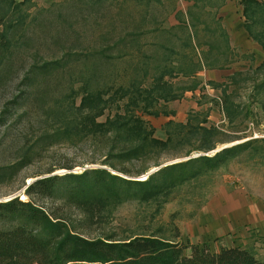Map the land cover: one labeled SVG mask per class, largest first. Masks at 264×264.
<instances>
[{
    "label": "trees",
    "instance_id": "obj_1",
    "mask_svg": "<svg viewBox=\"0 0 264 264\" xmlns=\"http://www.w3.org/2000/svg\"><path fill=\"white\" fill-rule=\"evenodd\" d=\"M29 1L0 0V68L11 62L16 47L28 42V33L36 19L30 20V12L25 8ZM241 4L244 28L264 50V1L241 0ZM175 15L182 17L183 13L177 10ZM220 19L218 16L216 21L226 51L220 52L215 44L209 43L208 50L191 56L190 67L159 66V63L152 76L135 77L127 85L94 87L85 82L78 89L70 87L54 102H45L50 89L36 88L33 82L29 83V87L35 86L31 91L26 90L15 98L14 104L3 108L0 122L5 125L15 113L17 118H23L26 110L18 111L26 105H44V116L53 121L54 128L39 134L33 143L25 141L13 161L0 165L1 183L13 179L37 154L58 140L92 137L105 143L107 150L102 162L105 166L75 172L71 164L51 165L34 175L36 179L25 189L27 198L17 195L0 201V264H264V258L253 247L236 244L213 251L206 243L183 242L179 240L177 227L174 237L179 239L165 236L163 226L108 228L115 209L128 201L153 203L158 213L176 190L211 178L243 153L264 162V136L217 148L221 143L247 137L231 130L243 112L225 83L208 81L221 89L218 104L227 119L226 128L208 123L209 108L191 110L186 122L169 119L165 123L167 137L163 139L154 135V127L143 117V114H173L174 111L162 109L160 101L181 99L185 91L202 86L201 79L194 76L200 70L225 69L234 63L231 59L234 50ZM197 21L190 8L186 19L171 26L187 31L192 48L201 45L194 38L198 33ZM257 21L261 22V30L254 29ZM214 49L217 51L211 56ZM222 53L223 60L218 57ZM163 57V60L169 58ZM53 63L58 65L60 61ZM263 67L264 59L256 69ZM242 73L243 70H236L229 78L237 82ZM172 74L193 78L187 86L177 88L175 82L166 78ZM148 77L151 82L145 85ZM34 78L38 80L39 74ZM257 87L264 90V80ZM78 95H81L79 101ZM19 99L21 103L17 102ZM104 115L105 120H100ZM194 151L199 155L164 165L146 179L131 176L147 172L152 164L160 165V159L167 153L190 155ZM134 163H140L136 172L128 168ZM58 168L67 171L55 172Z\"/></svg>",
    "mask_w": 264,
    "mask_h": 264
},
{
    "label": "rangeland",
    "instance_id": "obj_2",
    "mask_svg": "<svg viewBox=\"0 0 264 264\" xmlns=\"http://www.w3.org/2000/svg\"><path fill=\"white\" fill-rule=\"evenodd\" d=\"M97 1L30 0L27 3L25 8L30 12V20L32 17L36 19L28 33V42L16 47L11 62L0 68V113L7 104H14L18 95L35 87H29V83L35 82L36 88L50 89L51 93L45 97V102H54L56 97L70 87L78 89L85 82H90L94 87L127 85L135 77L142 78L144 74L152 76L159 63V66L169 64L190 67L191 56L208 50L209 43L215 44L218 51L225 52L222 31L216 21L219 16L220 25L228 34L230 48L234 50V57H231L234 63L225 69L200 70L194 76L201 79L202 86L194 91H185L181 99L160 101L159 106L174 111L173 114H143V117L154 127V135L163 139L167 137L165 123L169 119L186 122L191 110L207 111L209 108L208 123L226 128L228 122L218 104L221 89L208 83L209 80H216L228 85L233 100L243 112L244 118L241 117L237 125L232 126L235 129H230L234 130V134L247 135L230 143H221L217 148L264 136V90L257 87L264 80V67L256 69L264 58L258 59L255 53L257 49L255 51L248 43L263 48L244 28L241 0ZM190 8L193 18L198 20V33L194 38L196 44L200 42L201 45L197 48L190 45L185 29L171 27L184 17L186 19ZM177 10L187 16H176ZM259 23L257 21L255 24V30L262 29ZM215 49L211 56L216 53ZM104 50V55H101ZM164 55L169 56L168 60H163ZM218 57L223 60L225 55L222 53ZM58 60L60 63L55 65L53 62ZM236 70H243L244 73L238 76L237 82H233L229 75ZM37 74L40 76L38 80L34 78ZM166 78L181 88L190 84L193 77L172 74ZM150 82L151 77H148L144 84L149 85ZM80 96H77L78 101ZM198 101L203 102L199 104ZM17 102L22 101L19 99ZM43 106L30 103L18 111L26 110L23 118H17L15 113L5 125L0 122V165L13 161L25 141L33 143L39 134L53 130V121L44 116ZM105 118L104 115L100 120ZM106 150L105 143L92 137L58 140L37 154L32 163L13 179L0 182V201L17 195L27 198L25 189L36 179L34 175L51 165L71 164L75 172L88 167L105 166L102 162ZM198 154L196 151L190 155L167 153L160 159V165L152 164L147 172L131 176L146 179L154 168ZM128 168L136 172L140 169V163L129 164ZM65 171L66 168H58L55 172ZM220 195L222 201L227 200L228 196L235 204L231 211L236 214L231 218L243 217L249 211L255 216L260 211L262 219L231 229L228 233L223 230L214 231L207 237L203 231L208 229L202 223L209 218L201 213L211 215L209 205ZM248 198L254 204L249 205L244 201ZM240 199L244 205H240ZM145 226L151 229L163 226L165 236L179 239V236L174 237L177 227L179 240L190 244L206 243L213 251L236 244L253 247L258 256L264 258V162L250 159L247 153H243L211 178L201 179L176 190L158 213L153 203L128 201L115 209L108 224V228L118 229ZM231 226L236 225L232 223Z\"/></svg>",
    "mask_w": 264,
    "mask_h": 264
},
{
    "label": "crops",
    "instance_id": "obj_3",
    "mask_svg": "<svg viewBox=\"0 0 264 264\" xmlns=\"http://www.w3.org/2000/svg\"><path fill=\"white\" fill-rule=\"evenodd\" d=\"M247 41V40H246ZM249 42V40L247 41V43ZM250 45V47L254 48V50L257 51L256 53V57L258 59L264 58V51L260 48H258V46H254L252 42L248 43ZM245 195H243L244 197ZM242 197V198H243ZM246 197V196H245ZM226 198V197H224ZM223 198V199H224ZM222 196L220 195V198H217V200H214L213 202L210 203L209 208L211 209L212 214L208 215L207 213L202 214L204 215L205 218H209V219H205L202 223L203 227H208L210 226L211 228H206L208 229V231L204 230L203 233L204 235H208L210 233H213L214 231H221L223 230L225 233H228L231 231V229H237L239 228L241 225H245V224H253V221H258L261 220L263 217V214L260 211H257V213L254 216V213L249 211L247 213V215L245 216H237L231 218L233 215H235L236 213H232V209H233V205H235L231 200L228 199L227 196V200L224 199V201L221 200ZM249 199V198H248ZM244 200L246 202H248L249 205L254 204V202H252V200ZM240 205H244L243 201L240 199ZM211 217V218H210ZM200 219V217H199ZM232 223H234L236 226L232 227ZM225 227V228H224ZM217 251V250H215Z\"/></svg>",
    "mask_w": 264,
    "mask_h": 264
},
{
    "label": "water",
    "instance_id": "obj_4",
    "mask_svg": "<svg viewBox=\"0 0 264 264\" xmlns=\"http://www.w3.org/2000/svg\"><path fill=\"white\" fill-rule=\"evenodd\" d=\"M239 142V141H238ZM238 142H235V143H238ZM235 143H232V144H235ZM231 145V144H230ZM225 146H228V145H225ZM224 146V147H225ZM222 148V147H221ZM221 148H219V149H221ZM199 155V154H198ZM160 167H162V166H159V167H157V168H154L153 170H151V172L150 173H152V172H154L155 170H157V169H159Z\"/></svg>",
    "mask_w": 264,
    "mask_h": 264
},
{
    "label": "bare ground",
    "instance_id": "obj_5",
    "mask_svg": "<svg viewBox=\"0 0 264 264\" xmlns=\"http://www.w3.org/2000/svg\"><path fill=\"white\" fill-rule=\"evenodd\" d=\"M144 177V176H143ZM22 197H25V195H22Z\"/></svg>",
    "mask_w": 264,
    "mask_h": 264
}]
</instances>
